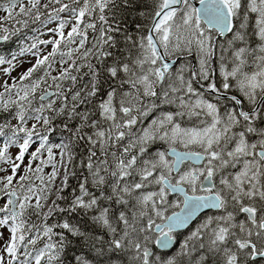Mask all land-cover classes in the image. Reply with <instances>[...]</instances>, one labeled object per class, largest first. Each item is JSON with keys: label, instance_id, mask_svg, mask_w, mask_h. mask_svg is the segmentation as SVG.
<instances>
[{"label": "snow or ice", "instance_id": "snow-or-ice-1", "mask_svg": "<svg viewBox=\"0 0 264 264\" xmlns=\"http://www.w3.org/2000/svg\"><path fill=\"white\" fill-rule=\"evenodd\" d=\"M0 12V264H264V0Z\"/></svg>", "mask_w": 264, "mask_h": 264}, {"label": "rangeland", "instance_id": "rangeland-1", "mask_svg": "<svg viewBox=\"0 0 264 264\" xmlns=\"http://www.w3.org/2000/svg\"><path fill=\"white\" fill-rule=\"evenodd\" d=\"M4 14L2 12H0V16H3ZM25 67H27V65H25ZM13 75H16V73L14 72Z\"/></svg>", "mask_w": 264, "mask_h": 264}]
</instances>
